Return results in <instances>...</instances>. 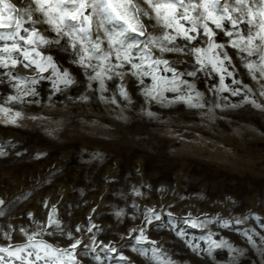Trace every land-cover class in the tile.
<instances>
[{"label":"rangeland","instance_id":"374dc122","mask_svg":"<svg viewBox=\"0 0 264 264\" xmlns=\"http://www.w3.org/2000/svg\"><path fill=\"white\" fill-rule=\"evenodd\" d=\"M7 3L19 11H0V36H13L0 39V153H4L0 155V248L23 251L19 258L0 251V264H264V120L258 115L241 116L243 109L215 108V122L207 115L201 116L217 102L238 103L243 96H233V88H240L243 93L245 85L255 91L257 81L264 83V39L260 38L264 36V0H244L239 13L233 10L237 7L235 0H220L216 14L225 15L222 6L230 5L233 18H238L235 27L227 19L221 28L208 21V28L215 33L209 36L201 19L197 32H190L195 40L177 36V43H191L194 49L202 50L184 57L179 70L193 71V65L200 69L195 77L183 79L195 82L196 91L202 92L203 98L186 91L187 85L175 80L174 72L166 66L153 64L155 56L142 62L139 49L129 50L131 63L124 61V67L117 71L127 73L126 83L134 82L127 89L134 101L130 108L125 107L128 102L120 94V78L110 71L121 63L116 55L107 62L94 59L95 71L92 66L70 65L67 53H61L63 61H56V50L49 45L38 40L28 43L33 29L47 39L57 37L54 25L47 23L48 6L29 16L18 14L24 10L21 0ZM29 3L37 9L35 0ZM51 4H59L60 11L75 6L73 0L62 4L51 0ZM200 11L191 14L198 15ZM88 14L90 9L85 12ZM49 15L55 20L58 12ZM37 19L40 22L33 23ZM17 20L21 22L19 28ZM180 23L187 29L192 27L187 20ZM70 24L78 26V21L66 19L61 26L64 32L69 31L66 25ZM95 27L93 23V32ZM167 31L176 35L175 27ZM133 35L144 39L139 29ZM21 36L25 39L21 40ZM70 36L61 44L70 41ZM249 37L253 38L252 44L246 49ZM234 42L239 46L234 47ZM213 43L223 47L210 50ZM13 45H17L15 50ZM6 47L9 52L3 51ZM68 47L71 49L70 43ZM25 51L32 53L29 59H25ZM124 51L120 48L122 54ZM223 52L228 54L227 60ZM49 55L54 56L61 74L69 68L80 83H61L52 68L47 67L41 75L49 78L32 84L31 78L40 71L32 61L44 63ZM198 55L202 63L198 62ZM173 56L169 53L166 58L171 60ZM217 59L223 64L212 62ZM60 63L64 68L59 67ZM132 64L141 68H133ZM250 64L252 68L248 67ZM101 68L106 70L102 79L107 91L100 89V79H88ZM221 78L226 86L222 92ZM234 80L240 83L234 84ZM54 82L61 91H55ZM33 87L41 97L25 95ZM153 89L152 95H144ZM49 96L56 106L51 112L44 107ZM180 96L184 99H178ZM189 96L191 104L202 102L205 107H189ZM12 97L17 99L13 101ZM152 97L169 106L161 107L155 100L150 106L144 105ZM113 98L116 103H109ZM33 99H40L41 103H21ZM141 105L157 113L160 120L172 119L162 124L142 115ZM22 108L25 120L29 116H51L53 120L68 117L72 120L69 127L74 126L75 131L70 135L61 132L59 140L53 141L38 130L7 122ZM185 113L194 115L188 118ZM121 115L130 120L125 123L118 119ZM221 116L225 119H219ZM204 125L212 129L211 134ZM168 127L183 131L186 140L198 132L205 141L222 143L225 148L236 142L243 144L244 150L234 158L202 165L174 162L183 159L182 142L165 134ZM170 148L177 149V157H169ZM51 221L58 223L49 226Z\"/></svg>","mask_w":264,"mask_h":264},{"label":"clouds","instance_id":"9594fccd","mask_svg":"<svg viewBox=\"0 0 264 264\" xmlns=\"http://www.w3.org/2000/svg\"><path fill=\"white\" fill-rule=\"evenodd\" d=\"M22 2V9H31V12L34 13L37 11L35 7L32 6L31 3H29V0H21ZM157 3L156 0H131L130 4V12L134 14L135 18L140 21L142 34L141 36L144 37L143 40H140L139 37L133 35L135 32L131 31L127 24L116 18L114 15H111L110 12L104 13V19L103 23H99L101 17L97 16V24L95 27V31L93 32L92 28L90 32H79V25L81 22L78 21L77 33L79 34V39H75L74 35L70 36V41H66L65 44H61V40L65 37H69L67 34L68 32H64L63 30L59 33H57V37H53L51 39H47V45H49L50 48L55 49L54 52L55 60L56 61H63L64 57L61 56V53H67L68 55V62L70 65H80V66H92V61L95 60H101V57H111L112 55H116L118 52H120V48H124L127 50L128 54H130L129 50L133 49H139L141 53V59L142 62L145 57H147L149 60L153 56L156 57L155 61H168L167 69H172L174 72V79L180 81L181 84L187 85L186 91L195 92L197 97L203 98V93L196 91V84L195 82L189 83L187 80H184L183 77L185 76H192L195 77L197 72L200 71V69H195V66L193 65L194 70L189 71L187 68H184L183 71L179 70V66L183 65L185 63L184 57H190L191 54L194 51V47L191 45V43L186 44H179L177 43V36L180 34L176 32L175 39H167L166 37L174 36L171 33L167 31V26L164 24V22L157 18L156 13L154 11L153 5ZM155 13V14H153ZM19 15H26L27 13L23 10L18 13ZM183 15V12L180 13ZM199 14V13H198ZM152 21H155V23H152ZM40 22L39 19L33 21V23ZM93 35L95 36V39H93ZM111 38V39H110ZM183 39L192 41L195 40V37L193 39H186L183 37ZM71 44V49H69L68 44ZM119 45V48L117 47ZM187 49V51H186ZM159 53V55H157ZM174 54L173 58L171 60L166 58L167 54ZM54 56L49 55L48 57L52 58V62L54 64V67L52 68V74L57 76L58 78L63 73H68V77L71 80V83L66 84L68 86L78 84L80 83L77 80V77L72 75V72L69 68H64V64L60 63V68H64L63 73H60L59 68L57 67V64L54 62ZM224 59H228V54L226 52H223ZM83 58V63L81 62ZM121 63L119 65L113 66L110 71L113 73L114 76H118L120 78V84L118 85V88L125 89L127 94L122 95L123 99L126 100L128 103L125 105L126 108H130L134 101L132 99V96L128 92V86L131 83H134L133 81L129 80L127 83L125 82V76L127 73L123 71H117L118 68L122 69L124 67V60L122 59V53H121ZM109 61V60H108ZM190 63V61H189ZM157 66L164 65V64H156ZM165 66V65H164ZM26 67H28L26 65ZM39 68V67H38ZM93 71H95V66H92ZM40 69V68H39ZM41 72L39 71L31 78V83L36 85L39 84L41 80L48 79L49 77H45L41 75ZM85 74H87V67H85ZM191 74V75H190ZM133 76L136 75L135 72L132 73ZM89 81L96 80V76H89ZM109 79H112L110 76ZM223 79V78H221ZM60 81V79H59ZM221 83V82H220ZM234 84H239V80H234ZM53 87L55 88V91H61L59 87H56V84L54 82ZM87 87L91 89V83H88ZM100 89L102 91H107L106 85L103 81V84L100 82ZM179 90V89H177ZM211 91V90H210ZM219 91L222 90V84ZM233 96H243L241 100H239L238 103H231L230 101L227 103H224L221 105V103L217 102L213 105L212 108H209L207 113H201V116H209L211 119H213V122H215V108H221L222 110H235V109H243V112L240 113L241 116L247 114V115H258L262 120H264V83H260L257 81L256 90L253 91L252 88L248 87L247 85L244 86L243 93L241 92L240 88H233L232 93ZM27 96H32L34 98L41 97V93L37 91L35 87L31 88L27 93H25ZM53 95H55V92H53ZM145 96H148L147 93H144ZM250 97H254L250 99ZM184 98L183 96L178 97V99ZM13 101H15L17 98L12 97ZM42 99V98H41ZM81 99L87 100V96H81ZM101 99H105L103 96H101ZM227 99V98H223ZM155 100L156 103L160 104L161 107H168L169 104L165 103V101L157 99L155 97H152L151 99H147L144 101V105L150 106L152 104V101ZM52 97H48V103L44 105L45 108L48 109L49 112L53 111L55 109V105L51 103ZM109 103L115 104L116 100L113 98ZM22 104H37L39 105L41 103L40 99H33L29 101H21ZM251 105L250 108H246L245 105ZM144 105L140 106V113L142 115H146L150 118L160 120V117L157 113L152 112L148 109V107H145ZM189 107H196L203 109L205 107L204 103H196V104H189ZM252 109H256L258 111L253 112ZM124 110L121 109V112ZM194 114L192 113H185L184 116L191 118ZM118 119H122L127 123L130 120V117L127 116H119ZM171 117H169L167 120H160V123L162 124H168L171 121ZM219 119H225V117L221 116ZM17 120L22 121L23 123H17ZM28 121H31L32 123L29 124ZM13 124H16L17 127H30L33 130L40 131L44 137L49 138L53 141L59 140V133L64 132L66 135H70L75 131V127H69L70 124H72V120H70L68 117H64L61 120H53L51 116H29L27 117V120H25V110L22 108L21 111H17L15 113V117L11 119L10 121H7ZM80 123H84L83 120L80 121ZM204 127L207 129L208 134H211L212 129L208 125H204ZM166 135L173 138V140L182 142V147L180 152L183 154L182 160H177L174 162H185V163H199L203 164L210 161H215L218 159H227L229 157L234 158L236 156L237 152H242L244 150L243 144H238L236 142H232L230 144L229 148H225L224 144H216L212 141H205L203 136H200L198 132L193 133V137L191 140H186L185 135L183 131H180L178 128H172L168 127L166 130ZM0 155H4V153H0ZM19 155V154H18ZM170 158L177 157V149L170 148L168 153ZM196 156L197 159L192 160L188 159L189 157Z\"/></svg>","mask_w":264,"mask_h":264},{"label":"snow or ice","instance_id":"6c2138e0","mask_svg":"<svg viewBox=\"0 0 264 264\" xmlns=\"http://www.w3.org/2000/svg\"><path fill=\"white\" fill-rule=\"evenodd\" d=\"M63 2H64V0H60L61 4ZM35 3L38 6L37 7L38 11H44L45 6L46 5L48 6V12L45 13V15H48L47 23L54 25L55 31L57 33L61 32L63 30L61 26L64 25V22L66 19L81 22L79 25V32H90V30L93 26V23H95V25L97 24L96 17L100 16L101 19H100L99 23H103L104 13L110 12L111 15H114L116 18L124 21L131 31L136 32L139 29L140 34H142L140 21H138L135 18L134 14H132L129 10L131 0H73V3L75 6L71 10L65 9L63 11L59 10V7H60L59 4H56V5L51 4V0H35ZM0 4L3 5V9L0 11L9 10V9L14 10V11H19L18 9L15 8L14 5L7 3V0H0ZM235 4L237 5V7H235L233 10L237 13L241 12L243 9V6H244V0H235ZM219 6H220V0H199L198 3L194 2V0H188L187 3L185 2V0H176V3H155L153 5L157 18L162 20L168 28L175 27V31L177 33H179L180 35H182L183 37H185L186 39H193L194 38V36L190 35V32L191 33L197 32V30H198L197 23L201 19L204 21L202 26L207 31L209 36H214L215 33L212 32L208 28V23H207L208 21H211L213 24H215L216 28H221L223 26L222 21L227 19L235 27L237 25L238 18H236V19L233 18L231 11H230V5L225 4L222 6L223 12L225 15H217L216 14V9ZM180 8L183 9V15H181L178 11ZM89 9H90V14L85 15V12ZM197 9H200L202 11H200L198 15L191 14V13H196ZM24 11L27 13V15L31 16V11L29 9L25 8ZM50 12H58L57 18L55 20L52 18L51 15H49ZM245 14H248V13H245ZM261 15H264V12H262ZM178 16H179V19L177 18ZM7 19H9V20L12 19V16L9 15L7 17ZM180 20H187V21L191 22V24H192L191 29L185 28L180 23ZM16 25H17V28L21 27L20 20L16 21ZM66 27L69 29V31L67 33L68 35H74L75 39H79V35L76 34L77 33L76 24L66 25ZM261 29H262V31H264V23L261 24ZM24 30L27 31V29H24ZM228 35L231 36L232 33H228ZM12 38H13V36L11 34L7 35V36H0V39H12ZM166 38L167 39H175V36L166 37ZM260 38L264 39V36H261ZM20 39L23 40V39H25V37L21 36ZM252 39L253 38H251V37L248 38L247 43H246V49L249 48L250 45L252 44ZM37 40L43 44L48 43L43 35H40L36 29H33L30 36L28 37V43L33 44ZM240 40H241V42H243L244 38L241 36ZM233 46L238 47L239 44L234 42ZM222 47H223L222 45H218V44L213 43L210 45V50H215L217 48H222ZM12 48H13V50H15L17 48V45H13ZM3 51L9 52L10 50L6 47ZM32 51L35 52L36 50L33 49ZM194 51L199 54L202 50L201 49H194ZM31 55H32V53L29 51L24 52L25 59H29L31 57ZM36 55L41 56V54L39 52H36ZM116 58L121 59V53L118 52L116 54ZM109 59H110V57H108V56L101 57V60L104 62H107ZM122 59L124 61H128L129 63H131V60H130V57H129L127 50H125L124 53L122 54ZM144 59H148V58L145 57ZM262 59H264V57H262ZM32 62L36 63L41 71H45L47 67H54V64L52 62L51 57H47L46 61L44 63H42L41 60H33ZM81 62L82 63L84 62L83 58H82ZM198 62H201V63L203 62L199 59V55H198ZM212 62L214 64H216V63H219L221 65L223 64V60H218V59L213 60ZM12 63L16 64L17 61L15 59H13ZM152 63H156V64L162 63L166 67L168 65L167 60L155 61V62L152 61ZM132 67L139 69V68H141V65L132 64ZM248 67L252 68L253 65L250 64V65H248ZM220 70H221L220 68H217V71H220ZM168 71H173V70L168 69ZM144 74L147 75V73H144ZM103 75H106V70L104 68H101V70L96 73V79H100L101 84H103V79H102ZM59 79H60L61 83H64V84L71 83V80L68 77V73H63L59 77ZM221 84H222V90H226V86L223 85V79H221ZM153 91H155V89L147 92V94L152 95ZM121 94L126 95L127 94L126 90L122 88ZM182 99H184V98H182ZM191 102H192V97L189 96L188 97V103L191 104ZM0 203H3V202L0 201ZM53 212H55V209H53ZM0 214H2V213H0ZM156 219H159V216H157ZM149 222H151V221L149 220ZM51 223H58V222L51 221L49 226H51ZM193 226H196L195 223H193ZM141 238L143 239V232L142 231H141ZM29 239L31 240L32 237H29ZM76 246H77L76 244H73V247H76ZM216 246L219 247L220 245H216ZM0 251L8 252L9 255L17 256V258H19V254L23 251V249L18 248L13 252V251H9L8 249H5V248H0ZM122 259H127V258L122 257Z\"/></svg>","mask_w":264,"mask_h":264}]
</instances>
